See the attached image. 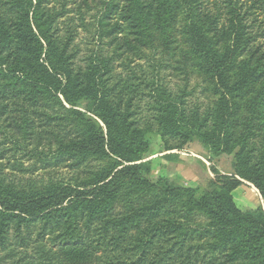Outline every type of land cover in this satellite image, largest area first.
Segmentation results:
<instances>
[{"label": "trees", "instance_id": "obj_1", "mask_svg": "<svg viewBox=\"0 0 264 264\" xmlns=\"http://www.w3.org/2000/svg\"><path fill=\"white\" fill-rule=\"evenodd\" d=\"M42 1L0 0V77L22 86L13 100L25 98L23 91L29 102L62 110L73 135L58 141L56 154L94 156L109 166L91 182L15 191L1 164L0 247L12 230L20 236L22 228L41 224L37 242L93 264H264V210L242 213L230 194L241 179L264 202V133L254 122L264 106L262 0H100L97 24L116 14L126 22L118 29L125 45L139 54L141 47L148 58L165 54L169 30L180 25L213 94L205 106L188 105L184 92L166 91L145 72L146 65L154 70L149 61L124 76L95 55L85 69L74 66L69 39L60 38L56 14H47ZM145 97L163 133L198 140L210 158L232 155V174L203 188L151 180L150 164L142 161L150 131L131 120ZM242 110L250 117L240 125ZM122 197L123 210L114 212ZM44 248H38L41 257Z\"/></svg>", "mask_w": 264, "mask_h": 264}, {"label": "rangeland", "instance_id": "obj_2", "mask_svg": "<svg viewBox=\"0 0 264 264\" xmlns=\"http://www.w3.org/2000/svg\"><path fill=\"white\" fill-rule=\"evenodd\" d=\"M262 2L264 5V0ZM42 5L47 7V14H56L53 28L57 29L60 38L69 39V47L75 52L74 66L85 69L90 56L95 55L98 60H108L114 66V74L124 76L131 75L130 70L135 64L143 65L149 61L150 65L154 64V70L146 65L145 72L150 77L151 74L156 76L160 85L172 95L184 92L188 105L205 106L213 100L201 59L191 50L179 24L169 30L165 54L148 58V53L141 47L139 54L125 45V34L118 29L126 22L117 19L116 14L105 19L102 25L97 24L102 9L100 0H43ZM52 8L55 10H50ZM121 14L125 16L126 7L123 6ZM131 38L128 40L135 45ZM258 40L264 46V38ZM21 88L20 83L0 77V165H4L6 184L15 191H44L60 183L93 181L96 174L109 166L107 160L94 156L77 160L56 154L58 141H66L73 135L69 132L70 123L61 119L62 110L51 102H44L43 108L42 104L29 102L23 91L25 98L13 100L12 92L21 91ZM139 105L131 120L137 129L150 131L148 151L142 161L150 164L151 180L165 177L183 187L203 188L210 180L232 174V155L210 158L198 140L183 141L163 133L152 115L150 98L145 97ZM258 111L255 130L262 134L264 106ZM248 114L242 110L236 121L240 125L245 123L250 117ZM46 115L55 119L50 120ZM239 130L241 127L236 132ZM230 194L233 205L242 213L258 207L264 210L260 193L244 180L240 179ZM122 200L123 197L115 201L114 212L123 210ZM197 220L204 219L199 217ZM40 228L41 224L22 228L20 236L12 230L5 245L0 247V264H41V261L42 264H93L88 258L61 252L60 247H52L45 240L37 242L35 236ZM41 246L47 251L44 257L38 250ZM56 250L58 254L54 255Z\"/></svg>", "mask_w": 264, "mask_h": 264}]
</instances>
